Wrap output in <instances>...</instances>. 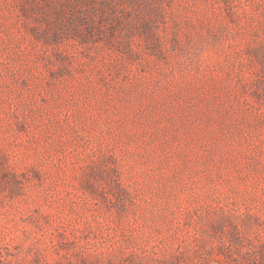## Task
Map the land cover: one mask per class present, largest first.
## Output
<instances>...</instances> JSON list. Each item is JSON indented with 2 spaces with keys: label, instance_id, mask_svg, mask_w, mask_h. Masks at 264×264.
Masks as SVG:
<instances>
[{
  "label": "rangeland",
  "instance_id": "rangeland-1",
  "mask_svg": "<svg viewBox=\"0 0 264 264\" xmlns=\"http://www.w3.org/2000/svg\"><path fill=\"white\" fill-rule=\"evenodd\" d=\"M0 264H264V0H0Z\"/></svg>",
  "mask_w": 264,
  "mask_h": 264
}]
</instances>
